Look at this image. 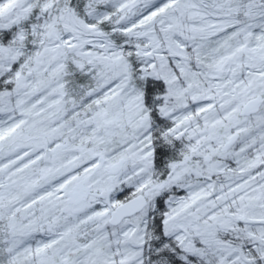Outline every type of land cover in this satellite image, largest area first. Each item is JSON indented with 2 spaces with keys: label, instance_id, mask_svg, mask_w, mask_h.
Here are the masks:
<instances>
[{
  "label": "snow or ice",
  "instance_id": "snow-or-ice-1",
  "mask_svg": "<svg viewBox=\"0 0 264 264\" xmlns=\"http://www.w3.org/2000/svg\"><path fill=\"white\" fill-rule=\"evenodd\" d=\"M0 264H264V0H0Z\"/></svg>",
  "mask_w": 264,
  "mask_h": 264
}]
</instances>
